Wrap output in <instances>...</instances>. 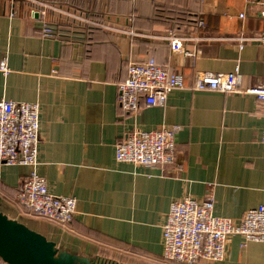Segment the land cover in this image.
<instances>
[{"label":"crops","instance_id":"0c3cea01","mask_svg":"<svg viewBox=\"0 0 264 264\" xmlns=\"http://www.w3.org/2000/svg\"><path fill=\"white\" fill-rule=\"evenodd\" d=\"M54 1L74 8L82 2L92 9L89 21L76 28L52 10L33 15L28 1L0 0V62L8 67L0 69V99L41 105L36 170L52 192L77 199L70 223L36 217L46 220L36 230L96 261L164 264L162 224L174 201L211 191L214 214L235 221L264 203L262 100L191 88L199 71L236 68L242 87L264 84V0ZM45 21L65 23L64 31L45 34ZM173 34L198 57L174 52ZM149 58L179 75L185 88L172 90L163 105L142 102L127 111L118 83L129 63ZM174 125L180 169L177 162L117 161L116 144L134 129ZM30 171L0 163V196L23 215L17 194ZM214 264H264V242L233 236L225 260Z\"/></svg>","mask_w":264,"mask_h":264},{"label":"built area","instance_id":"2783aa9c","mask_svg":"<svg viewBox=\"0 0 264 264\" xmlns=\"http://www.w3.org/2000/svg\"><path fill=\"white\" fill-rule=\"evenodd\" d=\"M15 1V0H14ZM34 7L31 13L45 17L49 10L70 18L69 12L47 0H23ZM66 14V15H65ZM44 22L43 32L53 28ZM178 34L169 35L171 49L196 59L197 51L184 46ZM0 69L8 71L6 61ZM243 74L238 68L228 72L199 71L191 88L224 93H252L264 105V84L244 88ZM185 88L181 77L161 67L153 58L133 61L128 65V76L118 83V101L127 111L136 112L144 105H163L174 89ZM264 107V106H263ZM178 125L153 130L134 129L116 144V159L140 166H164L177 162L176 133ZM41 105L38 102L0 99V163L25 165L31 168L17 194V205L27 215L44 218L66 226L77 211V199L52 192L46 179L36 170L39 165ZM264 142V127L261 135ZM180 169L181 162L178 164ZM213 193L202 198L186 195L171 204L162 224V259L164 264H214L225 260L233 236L244 241L264 242V203L250 208L239 220L215 215ZM101 264L114 261L99 260ZM7 264V263H4Z\"/></svg>","mask_w":264,"mask_h":264},{"label":"water","instance_id":"95a60500","mask_svg":"<svg viewBox=\"0 0 264 264\" xmlns=\"http://www.w3.org/2000/svg\"><path fill=\"white\" fill-rule=\"evenodd\" d=\"M41 221L46 220L21 214L0 196V257L5 263L101 264L89 255L62 249L56 240L34 228Z\"/></svg>","mask_w":264,"mask_h":264},{"label":"rangeland","instance_id":"374dc122","mask_svg":"<svg viewBox=\"0 0 264 264\" xmlns=\"http://www.w3.org/2000/svg\"><path fill=\"white\" fill-rule=\"evenodd\" d=\"M49 2H52L54 0H47ZM82 1V0H81ZM55 2V1H54ZM56 3V2H55ZM59 4V3H57ZM80 5L76 4L77 7H69L67 3H65L62 6H59L58 8L64 12H69L70 14V18H68L70 21H75L76 23H74V27L78 28L79 26H81L82 23H84V20L87 22L89 21L87 18L90 17V12L92 11L91 8H84V4L82 2L79 3ZM86 6V5H85ZM66 15V14H65Z\"/></svg>","mask_w":264,"mask_h":264},{"label":"trees","instance_id":"16d2710c","mask_svg":"<svg viewBox=\"0 0 264 264\" xmlns=\"http://www.w3.org/2000/svg\"><path fill=\"white\" fill-rule=\"evenodd\" d=\"M49 24L52 26L53 32H51V33H49L47 35H52V36L60 35L64 31L61 28H63L66 25L65 23H62V22L60 24H51V23H49ZM0 262L4 263V261H3V259L1 257H0Z\"/></svg>","mask_w":264,"mask_h":264}]
</instances>
